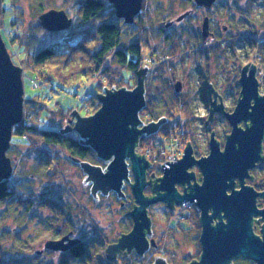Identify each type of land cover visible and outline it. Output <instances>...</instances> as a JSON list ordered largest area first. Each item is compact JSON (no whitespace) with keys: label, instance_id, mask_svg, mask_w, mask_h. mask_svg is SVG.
I'll list each match as a JSON object with an SVG mask.
<instances>
[{"label":"water","instance_id":"water-1","mask_svg":"<svg viewBox=\"0 0 264 264\" xmlns=\"http://www.w3.org/2000/svg\"><path fill=\"white\" fill-rule=\"evenodd\" d=\"M143 1L109 0L115 8L116 16L123 18L126 23L135 21L142 11ZM195 1L199 6L210 8L216 0ZM187 14L180 15L177 21H181ZM37 22L48 31L58 32L69 29L73 18L64 9L52 8L40 14ZM208 28L209 18L206 17L201 28L203 33ZM253 64L247 63L243 67L238 103L232 113H226L232 130L227 136L224 150H221L219 142L213 136L210 154L196 160L192 156V148L188 146L181 159L164 168V175L159 178L161 183L154 188V192H158L154 197L144 194L149 162L145 156L136 153L140 136L157 132L165 123V119H160L140 128L143 124L140 112L146 106L145 78L149 68L142 67L138 71L134 88L113 86L109 89L104 86L103 91L97 95L101 106L93 114L83 116L76 108L70 113L76 118L72 129L80 135V144L93 148L98 157L107 162V166L103 168L101 165L76 159L87 175L85 183H92L95 197L98 191L108 194L111 190L124 195V180H130L127 158L131 160L135 179L132 191L137 201L130 213L134 224L132 230L122 234L118 242L107 246L106 252L110 260H114L118 253L126 249L128 252L136 249L143 255L149 248V205L164 201L173 207V203L181 204L186 200L196 201L202 211L203 224L201 258L189 264H233V259L240 257L248 258L255 264H264V207H259L257 203L259 197H264V191L260 192L254 186L246 184L247 178H253L250 171L257 163L264 161V94L260 93L257 67ZM181 87V82L178 81L177 90ZM24 104V68L13 61L0 33V183L8 180L14 171L13 159L8 155V150L11 147L13 127L23 119ZM216 109L221 110V107ZM242 122L244 126L241 125ZM68 129L64 128L61 132ZM194 164H198L202 171L203 183H195L190 192L180 194L175 184L195 178L194 173L188 172L189 167ZM237 179L240 180L238 189ZM209 210L213 212L209 214ZM258 216L263 220L261 234H257L253 227L255 217ZM215 218L219 220L213 224ZM75 243V239L66 235L61 239L48 240L45 247L64 251ZM153 264L169 263L165 258H158Z\"/></svg>","mask_w":264,"mask_h":264},{"label":"trees","instance_id":"trees-1","mask_svg":"<svg viewBox=\"0 0 264 264\" xmlns=\"http://www.w3.org/2000/svg\"><path fill=\"white\" fill-rule=\"evenodd\" d=\"M30 1L37 11V16L34 27L27 31L29 36H27L28 39L25 44L21 41L25 33L20 35V38L15 36L17 35L16 28L19 25V17L17 14L10 21V33L13 35V43L17 45L15 51L19 52V60H21V63L14 62L16 64H21L24 68L25 75H27V72L30 78L37 81V84H40L41 81V86L43 83L46 85L48 81L50 85H52V78H55L59 85H67L71 82L76 84V82L79 83L88 77L90 78L97 75L101 77V82H103V84L105 83L104 81H107L111 83L112 87L120 88L127 85V88H129L133 86L132 83L134 82L133 80L136 74L138 75V71L142 67H148V73L145 78V87L147 91V89L151 87V82L154 79L160 80L165 84L167 83L170 77H168L166 72L168 73L169 70H175L173 62L170 61V54L174 51L173 47L182 43L179 42V39L183 35L186 36L188 41L196 42L195 40H197V38L199 39V32L196 28L197 24L196 26L191 23H188L186 26L184 24L191 15V11H187L189 9L180 14L188 13L190 14H187L189 18L182 19L181 21L176 20L175 24L170 22V20H172L171 17H173L175 13L173 11L175 10L174 4H171L170 9H165V6H162L159 1H156V10L159 15L155 16L156 19L153 20L152 17L147 14L149 3L147 0H144L142 11L136 16L135 21L133 23H126L123 18H118L116 16L115 8L109 0H63L62 7L50 6L52 0ZM186 1L191 9L196 7L195 0ZM75 2L79 20L77 23L84 25L89 24L90 26L78 30L74 27L75 21H73L71 28L58 31L62 33L63 38L61 40L39 48L38 33L46 29L39 25L37 17L52 8L64 9L68 16L72 17L69 15L68 9L70 8V4ZM262 2H264V0ZM215 4L217 10L220 12L226 10L229 14V2L227 0L217 1ZM250 11L247 12L251 13ZM234 20L233 16L230 21L229 17L227 18L229 28H231L230 22ZM244 20V27H247L249 24L253 27L250 32H247V35L241 36V39L245 42V46L248 48L244 56L247 57V55L249 56L256 52V55H259L258 57L264 59V54L260 51L264 50V7L254 18L245 16ZM156 21L159 22L156 23ZM172 25L173 27H171ZM164 26L180 30L179 36L176 34L165 36L164 39L166 44L164 46L167 47V49H164V47H157L156 44L154 46L150 45L149 38L145 36L151 29L155 31L154 33L157 36L160 35L159 31H161ZM169 30H167V32ZM46 31L48 33H57ZM85 32L89 33L91 37L88 38V34ZM259 32H262V34L259 35ZM80 33L84 34L74 41L75 37ZM135 36L136 38H134ZM141 37H143V39ZM177 42H179V44ZM58 44L60 48L56 46ZM148 45L151 46L149 48L150 51L147 52L150 58H146L145 47H148ZM159 45L162 44H158V46ZM21 53L24 55L23 58ZM154 59L156 60L152 67ZM145 60H149V62ZM22 61H24V63H22ZM106 61L117 65L115 67L120 71V74L118 73L120 76L119 78L124 81V84L119 83L120 80H118L119 85H114L115 83L113 82L116 79H112L118 71L114 70V65L102 67V64ZM35 68L40 69L45 78L40 77ZM124 72L129 73L128 77H126ZM126 78H128V80ZM99 84L101 83L95 82L94 84L98 88V91L102 89ZM128 84L130 86H128ZM154 87L156 91H153V95L158 96L162 93H166L164 87ZM97 94L86 93V95H90L91 97H89L90 102L88 103L83 102V98L82 101L80 99L78 100L77 96L79 97V95H74L78 103L76 107H72L77 108L80 113L82 110H84L86 114L95 111V109L99 107V104L94 102L96 101L94 99L98 100L96 97ZM147 96L148 94L146 93V98H148ZM24 108L22 121L13 127V136H16V138L12 136L8 155L13 159L14 169L17 167L18 162L24 167V163H26L27 159L31 156L33 157V162L30 166V173H26L25 170L23 172H16L14 170L10 179L0 183V204L3 202H8L10 204L4 213V218L10 217L9 215L13 213L16 219L17 217L21 218V216L22 219L23 217L30 219L35 216V212H33L35 204L48 207L52 212V216H47L44 220L41 219L43 228L40 229L36 235H25V233L28 232V224L26 221H24L25 223L17 222V225H15L16 228L14 229H9L1 224L0 264H134L133 262L121 263L117 260H110L108 258L106 252L107 237L97 225V222L91 217L92 223L90 227L85 229L87 238L83 242L81 239H76L77 243L72 245L71 248L73 250L70 254L55 253V251L52 252V250L43 251L45 255L55 254L54 256H57L56 261L53 259L46 260L43 254L39 255L38 246L40 243L59 238L69 229L79 230L78 232H83L84 230L83 227L78 228L76 226L77 221L73 214H70L69 217L67 216L69 212H71L68 209L70 207L63 203L61 198L55 196L56 188L52 184H45L43 189L45 188L47 191L36 189V181L34 178L40 179L39 176L50 178L49 175L57 174V166L60 159L58 150L61 149L81 159H88L91 162H95L94 160H96V162L101 161L96 157L95 152L91 148L80 144V139L78 140L77 136L78 133L75 136L63 134L61 128L56 124V129H45L42 127L39 116L42 112H45L48 105L40 100L39 94H32L30 98L25 96ZM63 109L67 108L62 107V111ZM62 111L61 114L63 113ZM49 167H52L51 172L48 171V169H50ZM62 182L64 183V181ZM54 185L57 187L56 183H54ZM58 186H61L60 182ZM60 189L62 191V187H60ZM44 199L49 200V202H46ZM13 204H15V207ZM16 206H19L20 210H18ZM78 207L79 205L77 204V208ZM77 208L75 207L74 209L75 213ZM61 215H64L66 219L61 217ZM60 223L61 227H57ZM23 235L27 237L23 238ZM8 241L10 244L6 243Z\"/></svg>","mask_w":264,"mask_h":264},{"label":"rangeland","instance_id":"rangeland-1","mask_svg":"<svg viewBox=\"0 0 264 264\" xmlns=\"http://www.w3.org/2000/svg\"><path fill=\"white\" fill-rule=\"evenodd\" d=\"M147 1L149 3V9L147 11V14H149L153 20L156 19L155 16L159 15L157 13L158 11L156 10V4H155L156 1H159V3L162 6H165V9H168V8L170 9L171 4H174L175 10L173 11L175 13L173 17H171V19H176L181 13H183V11L187 9H191L190 5H188L186 0H147ZM227 1L229 2L228 4L229 14L227 13L226 10H224L223 12L221 11L215 14V18L216 19L220 18L221 19L220 21L223 22V24L228 23L227 22L228 17H229V21L232 18V16H233V19H235L234 20L235 22L234 21L230 22V25H231L230 31L234 32V34L233 36H231L232 39L230 41L232 42V44H231V47H229V73H225V71L221 69L222 67H219V71H218L221 73H225V75L223 76L224 78L227 77L226 74H229V79L226 81V87L229 88V99H226V101L227 100L229 101V109H233L237 101L238 92L240 89V87L237 86V80L239 78L240 69L242 66L246 65L247 63L253 62L256 66H258L257 77L260 81V92L264 93V59L258 57L259 55L257 56L256 52L250 54L245 59L244 63H243V57L238 58V57H241L240 53L242 52V49H246V51H248V48L245 46V42L241 39V36L247 35V32H250L251 28H253L252 26H250V24L247 25V27H244L245 16H250L254 18L256 14H258L261 10H263L264 2H262L263 0H256V1L254 0H227ZM62 3H63V0H52V4H50V6L62 7ZM75 6H76V2L71 3L70 8L68 9L69 15L72 16L73 21H75L74 27H76L78 30H81L83 28H88L90 26L89 24L84 25V24L77 23L79 22L78 11H77V7ZM247 11H250L251 13H248ZM195 12L196 13L194 14H196L198 19L196 20L194 17L190 16V18L184 23L185 26L188 23H191L194 26H196V24L198 25L199 20L202 21L203 16L205 15V12L201 9H197L195 10ZM16 14L19 17L18 19L19 25L16 28L17 35L15 36L20 38V35L25 33L21 38V41L24 42L25 44L26 40L28 39L27 36H29L27 34V31L30 28L34 27L36 23V16H37L36 9L31 4L30 0H0V31H1L0 33L2 34L3 39L6 42L8 50L10 51L11 55H13L12 56L13 61L21 63V60H19L20 54L19 52L15 51L17 45L13 43L14 42L13 35L10 33V29H11L10 21ZM224 15H225V18H224ZM158 22L159 21H156V23ZM42 31L43 30H41L38 33V38H39L38 47L39 48L47 44L55 43L63 38L62 33L60 32H57L56 34H54V33H48L46 30H45L46 32L45 31L42 32ZM153 32L154 30L151 29L148 32V34L145 36L149 38V43L152 46H154L157 42H160V39L159 38L157 39V35ZM83 34L84 33L78 34L77 37H75L74 41L79 39V37ZM87 34H88V38H90L91 35L89 33ZM260 34H262V32L261 33L259 32V35ZM134 38H136V36ZM141 38L143 39V37ZM184 39H185V35L179 39V42H182V43H180L179 45H176V47H173L174 51H172V54H170L171 56L170 61L173 62L174 64L173 66L175 70H173L172 72L168 71V73L166 72V74H168L170 77L174 75L173 72H175V76L184 78L185 79V89L188 92V95L195 97L196 94H198L197 89L200 83L198 81V77H196L200 75V73H198V69H203L209 72L210 68L206 69L204 68V65L202 68L199 65L197 66V64L201 62L199 61L197 56L193 54L194 53L192 51L193 44L183 41ZM56 46L60 48L59 44ZM161 46L162 45H160L159 47L161 48ZM150 47L151 46L149 45L148 47H145L146 55H147L146 58H150L149 55L147 54V52L150 51L149 49ZM163 47L164 49H167V47L165 46ZM260 51L264 54V50H260ZM234 52H238V55L235 54ZM21 56L23 58L24 55L21 53ZM155 60L156 59L153 60L154 63H152L153 64L152 67L155 64ZM145 61L149 62V60H145ZM22 63H24V61H22ZM18 65H21V64H18ZM109 65H114L113 66L114 70L118 71L116 72L115 76H113L112 80L116 79L113 83H115V85H119V83L124 84V81L121 78H119L120 71L119 69L115 67L117 66L116 64L106 61L104 64H102V67L109 66ZM205 66H207V64H205ZM35 70L38 72L40 77H44L43 72L40 71V69L35 68ZM211 72H213V70H211ZM124 73L126 77H128L129 73L128 72H124ZM26 74L27 75H25L24 73L25 96L27 98H30L32 94H39L40 100L42 102H45L48 105V108L45 109V112H42L39 116L41 125L45 129H56L57 126L59 128L61 127L65 128L68 116L72 115L70 113L75 109L72 106L76 107L78 103L75 98L77 95H79V97L77 96L78 100L80 99L82 101V98H83V102L88 103L90 102L89 100L90 95L88 96L86 95V93H89V94L101 93L103 91L104 85H107L106 87L109 89L112 88L111 83L104 81L105 83L103 84V82H101V77L97 75L90 77V78L88 77L82 82H79V83L76 82V84L74 82L68 83L67 84L68 86L66 84L59 85L57 84V80H55V78H52L51 80L52 85H50V82L48 81L46 82V85H44L43 83V85L41 86L40 85L42 83L41 81H40V84H37L36 80L30 78L27 72ZM126 79L128 80V78ZM118 80H120L119 83H118ZM155 81L156 83L154 84L162 87L163 82L157 79H155ZM222 81H224V79ZM95 82L101 83L99 84L101 85V88H102L101 90L98 91V88L94 85ZM132 84L134 85V82ZM128 86L130 85L128 84ZM125 87H127V85ZM152 88H153V91L155 92L156 89L153 85H152ZM94 100H96L94 102H97L99 104L98 105L99 107L97 106L98 108H96L95 111L90 112L91 114L96 112L101 106V103L99 102V100L97 99H94ZM194 102L196 104L192 103V106L195 107L194 108L195 111H192V109L191 110L187 109L186 106L182 107L184 109H187L186 117L188 118V122L191 121L192 116L196 117L197 115V116L202 117L205 114V109L203 108L204 106L200 104L201 101L199 99H195ZM62 107L67 108V109H63L62 111ZM76 110L78 109L76 108ZM61 111L63 112L62 114H61ZM191 111H192V114H191ZM90 113L86 114L84 110H82L81 112L83 116L89 115ZM186 122H187V119H186ZM192 125L197 126L198 128V125L196 124V122H194ZM217 129L219 130V135H222L224 133V129H227L228 132L230 131L231 125L228 123V120H223V121L221 120L218 124ZM14 137L16 138V136H13V138ZM203 138H204V135L201 136V139ZM181 144H182V139H180L179 136L177 137L175 136V137H171L168 140L164 141L161 147H155V149L160 152H163V150H166L164 152L168 154L169 156H171L170 160H172L182 155L184 147L181 146ZM147 148L148 146L144 147V149L142 147L140 151L146 156H149L151 154L149 152L151 149L148 150ZM202 149L204 150L206 149V147L202 146ZM58 152H59L60 159H59V163L57 166V169H58L57 174L49 175L50 178L46 176H39L40 179L34 178L36 181L35 182L36 189H39V190L42 189V191H47L45 188L43 189V186L45 184H52L56 188L55 196H58V198H63L64 202H66L67 205H69L70 208L68 209L69 211H71L69 212V214H73L75 218L77 217V214H75L74 209L75 207L77 208V204H78L79 209L77 208V211L80 212V213L78 212L80 214L78 215L79 217H82L84 215V217L86 218L85 214L83 213L84 210L86 211V213H88V217L85 221L86 227H90V224L92 223V219H93L95 222H97L102 232L109 240L114 239L117 235V232L122 230V228L124 227V223L120 221L121 213L117 209L118 204L115 203V201L111 199H108V200L102 199L101 202L95 201L92 198V195L89 193V188L83 184L84 174L82 170L72 161L67 151H65L64 149H61V150H58ZM166 158L169 159V157H166ZM32 162H33V157L31 156L29 159H27V162L24 163V167L21 166V164L18 162L17 167L14 170L16 172L18 171L23 172L25 170L26 173L27 172L30 173V166ZM49 168L50 169H48V171L51 172L52 167H49ZM254 169L252 171L254 173L255 180L250 181V183L252 184L253 182H258L260 178L264 176V174H261V169H255V170ZM62 181H64V183ZM59 182L61 185L60 187H62V191L60 187L58 186ZM54 183H56L57 187L54 185ZM21 195L24 196L23 194ZM44 200L46 202H49V200L47 199H44ZM262 202L264 203V201ZM9 205L10 204L8 202H3L0 204V225L3 224L5 225V227L9 229H14L16 228L15 225H17V222L25 223L24 221H26V223L28 224V232L25 233V235L27 234L36 235L39 232V230L43 228V223H41L42 221L41 219H45L47 216H52V212L48 207H43L38 204H35L33 207V212H35V216L30 219L27 217H23L22 219V216L21 218L17 217L16 219L13 213L9 215L10 217L4 218L5 216L4 213ZM13 206L15 207V204H13ZM16 208L20 210L19 206H16ZM61 217H64L66 219L64 215L63 216L61 215ZM90 217L92 219H90ZM157 221H158L157 233H159V235L163 233L164 239L162 243L164 244L165 252H167L166 254H168V256L171 257L170 260L174 259L176 263L182 264L183 262L186 261V260H183V261L181 260L182 255H187V254L189 255L190 253L196 254L197 247L192 240H190L187 236L182 237V235H180L181 234L180 232L178 233L174 230L170 231V229L168 231L167 224H166L167 220L164 219L163 217L157 218L156 222ZM260 222L261 220H259V224ZM169 225L170 226L172 225V228L175 229L176 227L178 228L181 225H184V223L181 217L179 215H176L173 218V220L170 221ZM188 226L192 227V224ZM25 235H23L24 236L23 238L27 237V236L25 237ZM6 243L10 244L9 241ZM43 244L44 242L40 243L38 248H41ZM54 255H46V260L53 259L54 261H56L57 256H54ZM190 260L191 259L189 257V259L187 260L188 264L190 263L189 262ZM130 262H133L134 264H151V262L147 261L146 258L142 259V261L131 260L127 263H130ZM235 262L237 264H254L247 258H240L236 260Z\"/></svg>","mask_w":264,"mask_h":264},{"label":"flooded vegetation","instance_id":"flooded-vegetation-1","mask_svg":"<svg viewBox=\"0 0 264 264\" xmlns=\"http://www.w3.org/2000/svg\"><path fill=\"white\" fill-rule=\"evenodd\" d=\"M217 1H221V0H216L210 8H207L205 6H199L195 1L196 7L187 10V11H191L190 13L191 15L190 14L188 15L194 17L196 20L198 19V17L196 16V14H194L196 13L195 10L201 9L205 12V15L203 16L202 21L199 20L198 25L196 26L197 31L199 32V39L197 38V40H195L196 42L188 41L185 36V39L183 40V41L193 44V49H192V51L194 52L193 54H195L197 58L199 59V61L201 62L197 64V66L199 65L202 68L204 65V68L206 69L210 68L209 72L203 69H198V73H200L199 76H196L198 77V81L200 82L199 87L197 89L198 94H196L195 97L188 95V92L185 89V79L175 76V72H173L174 75L168 78V81L166 84L165 83L162 84V87L164 85V89H165L164 91H166V93L168 94L162 93L160 94V96L153 95L152 85L159 86V85L154 84L156 83L155 79L151 82V85H150L151 87H149L146 91V93L148 94L147 96L148 98H146L145 108L142 109V111L140 112V118L143 123L140 125V128L143 125L148 124L150 122H157L160 119H165V123H163L160 126L157 132H154L151 134H146V133L142 134L139 138L138 144L136 145V153L139 155L145 156L146 160H148L149 162V166L146 169L147 184L144 188V194L147 197H154L156 194H158V192H154V188L161 183L159 178L163 177L164 168L169 166V163H173L181 159L183 155L185 154V150L187 149L188 146L192 148V156L196 160H198L202 157H207L210 154L211 140L213 136L219 142L221 150H224L227 136L231 133L232 125L227 119L226 113H232L238 103V99L240 97V93L242 89L241 83H240L241 71L245 65L241 67L239 78L237 80V86L240 87L239 92H238L237 101L233 109H229V101L228 100L226 101V99H229V88L226 87V81L229 79V74H226L227 75L226 78H224L223 76L225 75V73H229V47H231L232 42L230 40L232 39L231 36H233L234 32L230 31L229 23L223 24V22L220 21L221 20L220 18L218 19L215 18V14L220 12L219 10H217V7L215 6L216 5L215 3ZM188 15H186V17H184L183 19L189 18L190 16L188 17ZM206 17L209 18V28L206 31V33H203L201 28H202L204 19ZM177 18L170 20V22L175 24ZM171 27H173V25ZM171 27L164 26L162 27V30L159 31L160 35L157 36V39L159 38L160 42L156 43L157 47L160 46V45L158 46V44H162L161 48H163V46L166 44L165 39H164L165 36L167 35L169 36L171 34L173 35L176 34L179 36L180 30L171 29ZM167 30L169 31L167 32ZM177 43L179 44V42ZM245 51L246 49H242V52L240 53L241 57H238V58L243 57V63L245 59L248 57V55L247 57L244 56ZM234 53L238 55V52H234ZM249 63H252V62H249ZM205 64H207V66H205ZM219 67H222L221 69H223L225 73L218 72ZM256 67H257V74H258V66ZM211 70H213V72H211ZM169 72H172V70H169ZM223 79L224 81H222ZM137 80H138V75L136 74L135 79L133 80L135 83L132 87H129V88H134L137 84ZM178 81H180L182 85L179 91L176 88V84ZM164 94L167 96H165ZM261 94H264V93H261ZM195 99H199L201 101L200 104L204 106L203 108L205 109V114L202 117L197 116V115L196 117L192 116L191 121L188 122V118L186 117L187 116L186 110L192 109V111H195L194 109L195 107L192 106V103L196 104L194 102ZM183 106L184 107L186 106L187 109L182 108ZM216 107H221V110H217ZM192 111H191V114H192ZM212 111H213V116L211 117ZM186 119H187V122H186ZM221 120L222 121L228 120V123L231 125V129L229 132L227 129H224V133L222 135H219V130L217 129V127ZM75 121H76V118L73 115H70L67 118L65 128H69V129L63 134H71L73 136L77 134V132L74 129H72L75 126ZM194 122H196V124L198 125V128L197 126L192 125ZM241 125L244 126V123L242 122ZM63 129L64 128L61 127V130ZM202 135H204L203 139H201ZM77 136H78V140L81 139L79 134H77ZM175 136L176 137L179 136L180 139H182L181 146L184 147L183 148L184 150L181 156H178L175 159L170 160L171 156H169L168 154L164 152L166 150H163V152H160V151H157L155 147H161L164 141L168 140L171 137H175ZM83 146H86V145H83ZM147 146H148L147 148L148 150L151 149L149 151L151 153L149 156H146L140 151L142 147L144 149V147H147ZM202 146H205L206 149L203 150ZM86 147H89V146H86ZM91 149L93 150V148ZM95 154H96V157L101 162H96V160H94L95 162H91L88 159H81L79 157L72 156L69 153L72 161L82 170L84 174L83 184L89 188V193L92 195V198L97 202H101L102 199H106V200L111 199L115 201V203L118 204L117 209L121 213L120 221L124 223V227L122 228V230L117 232V235L114 239L112 240H109L108 238L106 239L107 240L106 244L108 246L111 243L118 242L122 234L130 232L133 228L134 220L130 213L133 211V209L137 205L135 195L133 194V191H132V183H134L135 179H134L133 171L131 169V160L130 158H127V163L129 164V168H130V172H129L130 180H127V179L124 180V183L122 185V191L124 195L121 196L119 195L117 191L111 190L108 192V194H104L101 191H98L97 193L98 195L97 197H95L92 193V183H85L87 175L84 173L80 165V162L76 161V159H80L82 161H88L95 165H101L103 168H105L107 166V162L99 158L96 152ZM262 155L264 156V139H263ZM166 157H169V159ZM255 169H261V174H264V161L257 163V166L255 167ZM252 170L250 171V174L253 176V178H247L246 184L254 186L260 192L264 191V176L261 177L260 180L258 179L259 180L258 182H253V184L250 183V181L255 180L254 173ZM188 172L194 173L195 178H192L190 179V181H186L185 183L182 182V183L175 184L180 194H185L186 192H190L195 183L199 185L203 183V174L198 164H194L191 167H189ZM236 188L237 189L240 188L239 179L236 180ZM61 201L67 204L66 202H64L62 198H61ZM262 201H264V197H259L257 200L258 206L261 208L264 207V203ZM78 212L79 211H76L75 213L77 214V217L75 218L77 221L76 226L78 228L83 227L84 231L78 232L79 230L69 229L67 230V232L62 234L59 238L52 239V240L61 239L62 237L66 235H69L70 239H75V240L81 239L82 242L87 238V236L85 235V229H87L85 221L88 217V213H86L85 210L83 211V213L86 216L85 218L84 215L82 217H79L78 215H80L79 214L80 212L79 213ZM201 212L202 211L196 204V201H186L185 200L181 204L173 203V207L169 206L168 203L164 201H158L156 203L149 205L147 208L148 216L151 219V233L147 235L149 242H150L149 248L145 251L143 255H140L136 251V249H132V251L130 252H128L127 249L123 250L121 253L117 254V257L114 260L120 261L122 263V262H129L131 260L142 261V259L146 258L147 261L153 264L156 259L165 258L169 264H179V263H176L174 259L170 260L171 257H169L168 254H166L167 252H165L164 244L162 243L164 239L163 233L160 235L159 233H157L158 221L156 222V220L159 217H163L164 219L167 220L166 224H167L168 231L170 229V231L174 230L178 233L180 232L181 233L180 235H182V237L187 236L190 240L194 242V244L197 247L196 254L190 253L189 255L187 254V255L181 256L182 261L186 260L182 264H188L187 260L189 259V257L191 259L189 262L199 261L201 258V253H202L201 235L203 231ZM212 212H213L212 210H209V214H211ZM176 215H179L181 217L184 225H181L180 227L178 228L176 227L175 229H173L172 225L170 226L169 223L171 220H173V218ZM67 216L69 217L70 214H68ZM218 220H219L218 218H215L212 223L216 224ZM259 220H261L260 224H259ZM262 223H263V220L261 219L260 216L255 217V220L253 222V227L257 234H261L260 227ZM190 224H192V227L188 226ZM57 227H61V223L60 225H57ZM46 242H44L43 246L39 248L38 250L39 255H42L43 251L45 250L47 251L52 250V249H48L45 247ZM72 250L73 249L70 248L64 251L52 250V252L55 251V253L60 252V254H70ZM43 256L46 257L45 254H43ZM240 258H244V257H240ZM240 258L233 259L232 261L233 264H237L235 261Z\"/></svg>","mask_w":264,"mask_h":264}]
</instances>
